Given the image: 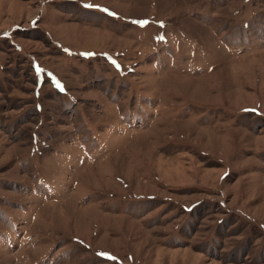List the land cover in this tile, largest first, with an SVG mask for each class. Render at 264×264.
Listing matches in <instances>:
<instances>
[{"label": "rangeland", "instance_id": "obj_1", "mask_svg": "<svg viewBox=\"0 0 264 264\" xmlns=\"http://www.w3.org/2000/svg\"><path fill=\"white\" fill-rule=\"evenodd\" d=\"M0 264H264V0H0Z\"/></svg>", "mask_w": 264, "mask_h": 264}]
</instances>
